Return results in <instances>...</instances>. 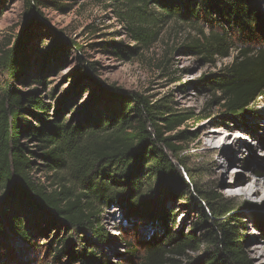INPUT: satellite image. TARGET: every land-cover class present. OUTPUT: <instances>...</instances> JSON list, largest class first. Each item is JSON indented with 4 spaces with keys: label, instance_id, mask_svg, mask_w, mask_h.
I'll use <instances>...</instances> for the list:
<instances>
[{
    "label": "trees",
    "instance_id": "trees-1",
    "mask_svg": "<svg viewBox=\"0 0 264 264\" xmlns=\"http://www.w3.org/2000/svg\"><path fill=\"white\" fill-rule=\"evenodd\" d=\"M38 2L26 0L19 35L0 53V68L5 75L0 90V236L9 232L31 244L34 227L40 222L46 224L40 231L44 235L51 228L63 226L64 234L58 240L62 247L54 251V259L59 260L67 249L69 260L77 258L79 264H121L108 260L100 250L107 241L99 218L101 208L116 202L130 214H143L167 230L164 237L151 236L146 240L143 253L128 244V260L135 258L137 264H180L175 257L199 250L203 242V253L184 264H251L239 244V231L244 226L236 224L240 221L232 215V203L221 196L203 195L192 181L184 160L191 137L187 130H177L192 115L173 113L166 96L152 102L139 92L97 83L99 94L94 101H102V105L86 106L69 120L58 116L42 121L40 126L29 124L25 113L41 119L47 105L36 96V89L21 92L11 83L28 76L30 57L26 43L31 34L27 30L39 22ZM128 3L130 11L135 10L127 19V30L135 45L115 43L113 54L129 58L141 47L149 48L161 26L170 21L205 22L207 31L199 29L201 39L187 46L188 50L211 62L230 56L232 50L235 55L218 72L203 75L195 83L213 94L211 102L221 104L224 113L241 121L251 115L254 105L264 96V12L258 0ZM229 30L234 36H229ZM62 42L58 32L43 54L46 61L53 57L56 49H52L59 48ZM72 44L75 49L82 48L74 41ZM94 70L90 64L82 76L93 80L90 71ZM31 82L41 80L33 77ZM65 107L72 108L69 102H65ZM21 137L35 143L36 151ZM32 156H40L43 170L51 173L50 189L31 176L36 165ZM190 191L197 195L198 200L194 196L189 199L199 204L202 218L212 223L200 239L194 234L185 235L182 230L172 233L167 229L174 222L167 202L181 201ZM74 242L80 253L71 249Z\"/></svg>",
    "mask_w": 264,
    "mask_h": 264
},
{
    "label": "rangeland",
    "instance_id": "rangeland-1",
    "mask_svg": "<svg viewBox=\"0 0 264 264\" xmlns=\"http://www.w3.org/2000/svg\"><path fill=\"white\" fill-rule=\"evenodd\" d=\"M38 1L39 22L35 28L30 26L27 30V34H31L26 43L30 57L28 76L23 81L11 83L21 92L36 89V96L47 105L46 115L41 119L31 112L25 113L29 124L40 126L42 121L58 116L69 120L86 106L102 105V101H94L99 94L97 83L139 92L152 102L166 96L173 113L192 115L177 128L178 131L187 130L191 137L184 160L190 168L192 181L203 195L221 196L232 203V215L240 221L236 224L244 226V230L239 231V244L244 254L251 259V264H264V195L251 194L247 188L264 176V96L254 105L251 115L241 121L224 113L221 104L216 100L211 102L213 94L195 83L201 76L216 73L230 63L235 51L226 58H214L212 62L202 60L201 55L188 50L187 46L201 39L199 29L207 31L205 22L170 21L161 26L156 41L149 48L141 47L136 54L122 58L113 54L111 48L115 43L127 47L135 45L127 30V19L135 13V10L130 11L128 0ZM258 2L264 12V0ZM25 4L26 0H0V53L19 35L25 20ZM58 32L63 42L59 48L52 49H56L53 57L46 61L43 54ZM228 34L234 36L232 30ZM72 41L82 48H73ZM90 64L95 69L90 71L93 80L82 76ZM33 77L41 83L31 82ZM4 83L5 75L0 68V90ZM219 95L215 93L216 97ZM65 102L72 108H66ZM208 134L213 135L216 142L202 145L200 138ZM21 141L36 151L35 143L30 139L21 137ZM216 143L219 147L214 146ZM32 159L36 165L31 176L50 189L51 173L43 170L44 162L40 156H32ZM235 179L242 181L240 184L245 190L231 196L228 184ZM189 193L181 201L167 202L166 207L174 213V222L169 223L167 229L172 233L182 230L185 235L194 234L200 239L211 229L212 223L202 218L199 204L189 199V196L197 199V195ZM99 218L107 232V241L100 250L108 260L121 264H137L135 258L128 260V244L143 253L146 240L151 236L164 237L167 231L143 214H130L116 202L102 207ZM22 219L25 226V216ZM45 226V222H40L34 227L31 244L9 232L0 236V264H79L77 258L69 260L67 249L59 260L53 258L54 251L62 247L58 240L64 234V227L51 228L44 235L40 231ZM52 240L56 242L51 243ZM205 246L202 242L199 250H188L184 256L175 259L184 264L202 254ZM70 247L81 252L75 242Z\"/></svg>",
    "mask_w": 264,
    "mask_h": 264
},
{
    "label": "bare ground",
    "instance_id": "bare-ground-1",
    "mask_svg": "<svg viewBox=\"0 0 264 264\" xmlns=\"http://www.w3.org/2000/svg\"><path fill=\"white\" fill-rule=\"evenodd\" d=\"M213 137L214 136L210 134L204 135L203 137L200 138V142L202 145L205 146L210 144V142L214 143L216 141L213 139ZM219 145L220 144L216 143L214 146L219 147ZM241 182H242L241 180L235 179L228 184L229 189L232 190L231 196H236L237 194H241L245 190V188L241 186L240 184ZM247 188L249 189V192L251 194L261 193L262 195H264V176L260 180L259 179L255 180L251 185H248Z\"/></svg>",
    "mask_w": 264,
    "mask_h": 264
}]
</instances>
